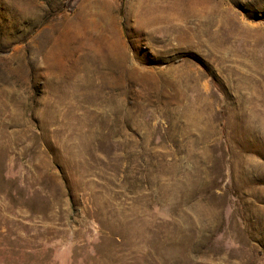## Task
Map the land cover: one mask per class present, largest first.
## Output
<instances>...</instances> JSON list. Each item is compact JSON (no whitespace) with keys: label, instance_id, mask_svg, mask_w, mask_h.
I'll list each match as a JSON object with an SVG mask.
<instances>
[{"label":"rangeland","instance_id":"rangeland-1","mask_svg":"<svg viewBox=\"0 0 264 264\" xmlns=\"http://www.w3.org/2000/svg\"><path fill=\"white\" fill-rule=\"evenodd\" d=\"M0 264H264V0H0Z\"/></svg>","mask_w":264,"mask_h":264},{"label":"bare ground","instance_id":"bare-ground-1","mask_svg":"<svg viewBox=\"0 0 264 264\" xmlns=\"http://www.w3.org/2000/svg\"><path fill=\"white\" fill-rule=\"evenodd\" d=\"M168 8H169V7H168ZM164 9H165V8H164ZM187 9H188V8H187ZM167 10H168V9H167ZM180 10H182V9H180ZM187 11H188V12H186V10H185V11L183 12L182 17H184L185 15H186V17H187V14H188V13H191V15H192V13H193V15H195V14H196L197 16L199 15V12H198V11L196 12V11L194 10V11H195V12H194V11L192 10V12H191L190 9H188ZM203 13L205 14L206 12L203 11ZM166 14H167V12H166ZM159 16H160V15H159ZM206 16H207V14H206ZM189 18H190V17H189ZM170 19H171L170 16L167 17V15H164V16H162V17H157V18H155V21H159V22H165V21H166V22H167V21L170 20ZM171 21H172V20H171ZM182 21H183V20H182ZM201 22H202V21H201ZM200 25H201V24H200ZM204 27H205V26H204ZM199 30H200V29H199ZM204 31H205V30H204ZM210 32H211V31H210ZM200 33H201V32H200ZM103 35H104V34H103ZM103 37H104V36H103ZM101 39H102V38H101ZM103 39H104V38H103ZM99 45H100V44H99ZM100 48H101V47H100ZM100 48H99V49H100ZM108 49H110V48H108ZM111 49H112V47H111ZM100 51H101V50H100ZM111 51H112V50H110V52H111ZM103 52H104V51H103ZM111 55H112V54H111ZM113 55H115V54H113Z\"/></svg>","mask_w":264,"mask_h":264}]
</instances>
